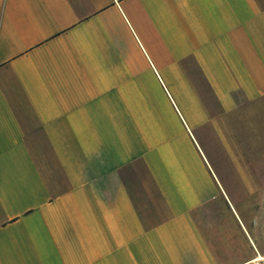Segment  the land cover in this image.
Instances as JSON below:
<instances>
[{
    "label": "crops",
    "instance_id": "1",
    "mask_svg": "<svg viewBox=\"0 0 264 264\" xmlns=\"http://www.w3.org/2000/svg\"><path fill=\"white\" fill-rule=\"evenodd\" d=\"M262 97L264 0H0V264H250L201 138Z\"/></svg>",
    "mask_w": 264,
    "mask_h": 264
},
{
    "label": "rangeland",
    "instance_id": "2",
    "mask_svg": "<svg viewBox=\"0 0 264 264\" xmlns=\"http://www.w3.org/2000/svg\"><path fill=\"white\" fill-rule=\"evenodd\" d=\"M27 118L28 127L31 125L39 134V128L31 121L32 118ZM215 126L209 138L201 139L203 148L207 150L206 156L216 166L222 184L220 200L206 204L199 218L204 221L205 228H210L212 222L218 226L221 236L228 231L235 234L237 242L242 238L241 233L248 242L251 235L264 256V97L241 101L234 112L225 114L222 122ZM34 142L38 146V139ZM127 179L136 186L135 175L129 173ZM134 190L145 221L148 224L158 221L159 214L145 200L141 187L140 192L136 187ZM252 248L256 257L250 264H264V257L258 259V250L253 244Z\"/></svg>",
    "mask_w": 264,
    "mask_h": 264
},
{
    "label": "bare ground",
    "instance_id": "3",
    "mask_svg": "<svg viewBox=\"0 0 264 264\" xmlns=\"http://www.w3.org/2000/svg\"><path fill=\"white\" fill-rule=\"evenodd\" d=\"M259 255H258V259H261V258H263L264 256H262L260 253H258ZM264 259V258H263Z\"/></svg>",
    "mask_w": 264,
    "mask_h": 264
}]
</instances>
